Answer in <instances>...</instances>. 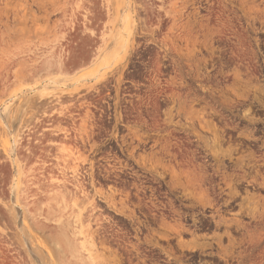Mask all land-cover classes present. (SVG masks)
I'll return each instance as SVG.
<instances>
[{
	"label": "rangeland",
	"instance_id": "obj_1",
	"mask_svg": "<svg viewBox=\"0 0 264 264\" xmlns=\"http://www.w3.org/2000/svg\"><path fill=\"white\" fill-rule=\"evenodd\" d=\"M0 264H264V0H0Z\"/></svg>",
	"mask_w": 264,
	"mask_h": 264
}]
</instances>
